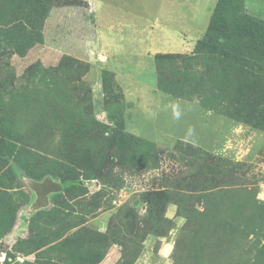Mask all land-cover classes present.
Returning <instances> with one entry per match:
<instances>
[{
    "label": "rangeland",
    "instance_id": "rangeland-1",
    "mask_svg": "<svg viewBox=\"0 0 264 264\" xmlns=\"http://www.w3.org/2000/svg\"><path fill=\"white\" fill-rule=\"evenodd\" d=\"M15 1L0 264H264V0H39L21 54Z\"/></svg>",
    "mask_w": 264,
    "mask_h": 264
},
{
    "label": "trees",
    "instance_id": "trees-1",
    "mask_svg": "<svg viewBox=\"0 0 264 264\" xmlns=\"http://www.w3.org/2000/svg\"><path fill=\"white\" fill-rule=\"evenodd\" d=\"M33 4L37 5L38 9L25 5V1H23V0H19L18 6L16 5V1L10 5V6L14 5V7L17 8L18 12H19V9L22 8V13H24V14L23 15L18 14V17H19L18 20L15 19V20H11V22H7L6 25L9 27L3 33V35H4L3 37L6 38L5 44L13 46V49L15 48L18 52H20V54L24 53L27 49L32 48L34 46V44L36 42H38L40 39V33L29 32V34H30L29 37L25 33H23V31L27 30V27L36 29L37 32H40L42 29L41 23L43 20L42 21H35L34 19L36 17H38V15L40 16V15L45 14L47 12V10L42 6H39V5H41L39 0H35ZM39 7L41 8V10L39 11V14L35 13L36 15L31 17V18L29 16L25 15L26 14L25 8L30 9L28 12H32V11L39 10ZM19 13H21V12H19ZM27 17H29V18H27ZM248 20L244 21L245 22L244 30L247 34L251 33V30H253V29L255 31L264 32V22H261L258 20H252V19H248ZM35 24H39L40 28L33 27V26H35ZM200 44L202 47H204V48L209 47L210 49H214V47L216 45L214 43V40L213 39L210 40V38H208V40H206L205 43H200ZM223 56L228 57L230 55L227 52V54H224ZM234 59H236L235 62H237L239 64H246L238 57H234ZM238 82H239V80H238ZM67 183H69V181H65V188L68 187Z\"/></svg>",
    "mask_w": 264,
    "mask_h": 264
},
{
    "label": "water",
    "instance_id": "water-1",
    "mask_svg": "<svg viewBox=\"0 0 264 264\" xmlns=\"http://www.w3.org/2000/svg\"><path fill=\"white\" fill-rule=\"evenodd\" d=\"M39 191L42 196V201L47 198L49 194L57 193L62 191V185L59 183H56L55 181L51 179H46L40 186ZM44 202V201H43Z\"/></svg>",
    "mask_w": 264,
    "mask_h": 264
},
{
    "label": "crops",
    "instance_id": "crops-1",
    "mask_svg": "<svg viewBox=\"0 0 264 264\" xmlns=\"http://www.w3.org/2000/svg\"><path fill=\"white\" fill-rule=\"evenodd\" d=\"M255 5H256V8L259 9L261 7V0H255Z\"/></svg>",
    "mask_w": 264,
    "mask_h": 264
}]
</instances>
